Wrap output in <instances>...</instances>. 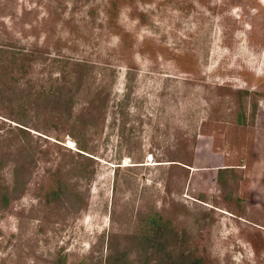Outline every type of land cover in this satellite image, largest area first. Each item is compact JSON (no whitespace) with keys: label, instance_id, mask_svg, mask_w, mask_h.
I'll use <instances>...</instances> for the list:
<instances>
[{"label":"rangeland","instance_id":"374dc122","mask_svg":"<svg viewBox=\"0 0 264 264\" xmlns=\"http://www.w3.org/2000/svg\"><path fill=\"white\" fill-rule=\"evenodd\" d=\"M0 264H264V0H0Z\"/></svg>","mask_w":264,"mask_h":264}]
</instances>
